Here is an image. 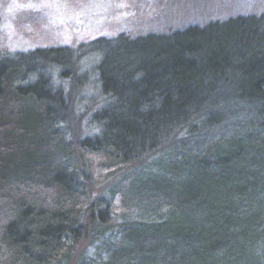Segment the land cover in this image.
I'll return each instance as SVG.
<instances>
[{
  "label": "trees",
  "instance_id": "trees-1",
  "mask_svg": "<svg viewBox=\"0 0 264 264\" xmlns=\"http://www.w3.org/2000/svg\"><path fill=\"white\" fill-rule=\"evenodd\" d=\"M0 264H264V13L0 52Z\"/></svg>",
  "mask_w": 264,
  "mask_h": 264
},
{
  "label": "rangeland",
  "instance_id": "rangeland-1",
  "mask_svg": "<svg viewBox=\"0 0 264 264\" xmlns=\"http://www.w3.org/2000/svg\"><path fill=\"white\" fill-rule=\"evenodd\" d=\"M246 13H264V0H0V52L76 48L121 32H160Z\"/></svg>",
  "mask_w": 264,
  "mask_h": 264
}]
</instances>
